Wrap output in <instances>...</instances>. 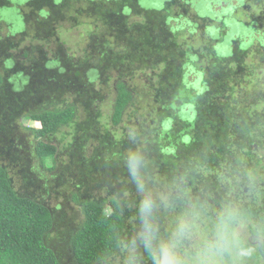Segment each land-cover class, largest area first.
<instances>
[{
    "label": "trees",
    "instance_id": "obj_1",
    "mask_svg": "<svg viewBox=\"0 0 264 264\" xmlns=\"http://www.w3.org/2000/svg\"><path fill=\"white\" fill-rule=\"evenodd\" d=\"M126 1L28 3L31 38L53 42L51 58L34 46L15 55L28 31L18 44L0 31V264H155L161 244L174 245L178 264L236 258L240 247L251 250L247 263L264 264V52L249 65L237 43L222 58L213 37L200 48L183 40L185 28L176 33L170 21L191 0L162 12ZM243 2L264 14V0ZM2 8L13 6L0 0ZM80 17L90 32L76 58L55 30ZM107 98L109 124L100 109ZM145 200L152 206L142 212ZM69 204L82 214L75 226ZM222 219L229 245L221 252ZM192 236L200 240L187 251Z\"/></svg>",
    "mask_w": 264,
    "mask_h": 264
},
{
    "label": "rangeland",
    "instance_id": "obj_2",
    "mask_svg": "<svg viewBox=\"0 0 264 264\" xmlns=\"http://www.w3.org/2000/svg\"><path fill=\"white\" fill-rule=\"evenodd\" d=\"M5 2H9L13 8H2L0 9V31L3 30L5 35L13 34L15 37V43H19L21 41L20 36L25 32L26 36L24 37L23 43L19 50L14 51L15 55H21L22 49L29 48L31 46L40 47L43 51L48 55V57H53V54L57 51V47L53 42H47V39L41 40H32L31 37L35 35L36 29L32 27H28L25 21L24 13H29L27 9L28 3L33 0H3ZM62 1V0H59ZM89 2H113L119 0H87ZM123 1V0H120ZM126 1V0H125ZM132 0H129V2ZM127 2V1H126ZM172 0H143L140 3V6L143 9H153L159 12L166 10L169 3ZM128 3V2H127ZM157 4H163L162 8L156 7ZM247 3L243 2V0H191L190 6L188 8L187 14L179 9L175 8L173 10V14L171 16L170 25L174 30L179 32L178 28H185V39L189 42H193L197 44L200 48L199 42H209L210 38L213 37V41L215 44L214 50H218L219 55L222 58H232L235 54V43L238 44L240 51L248 52L249 57L247 56L245 59L249 65L258 61V55L260 52H257L258 49L261 52H264V14L258 9L251 8L248 11L245 10ZM131 9V8H128ZM248 12V13H247ZM126 13L132 14V9L130 11L126 10ZM247 13V14H246ZM254 17L258 20L257 25H253L252 18ZM263 17V20L261 19ZM89 18L80 17L79 18V26H72L71 24H58L57 29L58 36L62 40L65 45V49H67L70 56H75L79 58L83 55L88 46V32H90L89 26L86 25L89 21ZM261 19V20H260ZM141 18L134 17L131 21H139ZM211 22L210 24L207 22ZM190 23L193 26H190ZM82 24V25H81ZM81 25V26H80ZM61 26V27H60ZM197 28L198 31L194 33V28ZM28 29V30H27ZM210 30V31H208ZM226 34L225 36H221ZM90 36V34H89ZM91 36L89 37L90 43ZM51 41V40H50ZM202 45V43H201ZM203 46V45H202ZM222 47V48H221ZM223 50V52L221 51ZM260 58V56H259ZM24 60V59H22ZM207 61V58L205 59ZM195 71H198L196 67H193ZM197 80V76L188 71V81L189 83ZM106 87L103 86L101 90L106 91ZM103 104L100 109L103 112L104 118L103 122L109 124L110 115L112 114L111 103H109L110 98ZM27 127H39L40 125L37 123L28 122L25 124ZM54 201V202H53ZM51 205L55 203L53 200ZM70 211H68L69 216L72 218L73 225L79 224L82 220V214L79 212L77 206H72L69 204ZM112 210H107V214H111ZM236 237H246L251 239L252 237L248 236L246 228H238L235 233ZM199 238L191 237V245L187 248V251H192L194 249L195 241L199 242ZM251 241V240H250ZM246 244V242H244ZM253 245H260L262 243L261 239H256L255 241L250 242ZM200 246V245H199ZM197 256L199 260V264H251L247 263L250 257H243L240 259L236 258H227L221 255H218L217 259L210 260V255ZM213 256H217L214 254ZM250 261V260H249Z\"/></svg>",
    "mask_w": 264,
    "mask_h": 264
},
{
    "label": "clouds",
    "instance_id": "obj_3",
    "mask_svg": "<svg viewBox=\"0 0 264 264\" xmlns=\"http://www.w3.org/2000/svg\"><path fill=\"white\" fill-rule=\"evenodd\" d=\"M156 7L158 8H162L163 4H157ZM43 15H47V13H42ZM223 52V50H221ZM193 59H195V57H193ZM11 62H9L8 67H11ZM25 83H27V81H25ZM19 90V89H17ZM201 91H203V89H201ZM168 123L165 124V128H168ZM139 157L136 154H131L130 155V161H131V172L132 175L136 178L137 180V184L138 186L141 188V190L143 189V184L141 182V180L138 177V173H137V166L139 163ZM152 206V201L151 200H145L142 202L141 205V209L142 212H147ZM229 217H231L232 213L229 212ZM186 232V225L182 222L180 225V228L178 229V233L177 235L180 237H183L185 235ZM217 243L215 245V247L219 248L220 251H225L228 250V245H229V235L226 231V221L225 220H221V222L218 224L217 226ZM154 239V235L151 229L150 225H147L146 223V228H145V235H144V240H145V246L149 249L152 248V240ZM174 245H165V244H161L159 247L158 251H154L153 252V256L155 259V264H178V261L176 259L175 253L173 251ZM251 254V250L244 248V247H240L238 255H237V259L249 256ZM219 254H217V256H212L209 257L210 260H215L217 259Z\"/></svg>",
    "mask_w": 264,
    "mask_h": 264
},
{
    "label": "flooded vegetation",
    "instance_id": "obj_4",
    "mask_svg": "<svg viewBox=\"0 0 264 264\" xmlns=\"http://www.w3.org/2000/svg\"><path fill=\"white\" fill-rule=\"evenodd\" d=\"M252 18V21H253V25H257V23H258V20H256L254 17H251ZM261 20V19H260ZM222 48V47H221ZM217 49V48H216ZM216 49L214 50V52L216 53V54H220L219 52H218V50L216 51Z\"/></svg>",
    "mask_w": 264,
    "mask_h": 264
}]
</instances>
